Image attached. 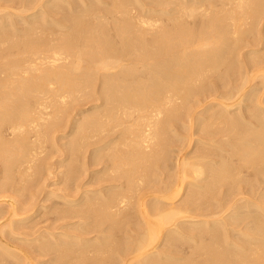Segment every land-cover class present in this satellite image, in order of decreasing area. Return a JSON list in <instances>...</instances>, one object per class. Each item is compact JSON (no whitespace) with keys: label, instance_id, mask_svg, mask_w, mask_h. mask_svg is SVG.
Segmentation results:
<instances>
[{"label":"bare ground","instance_id":"obj_1","mask_svg":"<svg viewBox=\"0 0 264 264\" xmlns=\"http://www.w3.org/2000/svg\"><path fill=\"white\" fill-rule=\"evenodd\" d=\"M59 1L0 0L1 189H34L48 164L40 155L63 128L81 129L67 172L72 183L99 164L90 172L105 180L96 179L103 184L96 190L77 180L62 193L38 189L0 207V264H41L36 252L59 262L64 251L77 254L67 264H180L175 240L186 237L191 253L177 252L193 257L181 264H264V66L244 63L241 46L248 25L263 19L264 0H150L156 9L146 0H113L115 9L132 4L136 12L111 18L109 27L104 12H92L103 0H69L67 9ZM57 14L61 35L49 28ZM18 18L28 27L39 20L25 36ZM234 120L220 142L215 126ZM180 129L186 147L201 144L199 154L171 166L167 150L177 141L168 133ZM225 146L237 153L224 159ZM41 211L50 220L77 217L68 228L80 234L60 233L52 220L43 230L27 228ZM91 232L96 240L84 236ZM71 238L77 245L63 246ZM171 240L175 251L162 252Z\"/></svg>","mask_w":264,"mask_h":264},{"label":"rangeland","instance_id":"obj_2","mask_svg":"<svg viewBox=\"0 0 264 264\" xmlns=\"http://www.w3.org/2000/svg\"><path fill=\"white\" fill-rule=\"evenodd\" d=\"M71 2V1H69V0H64V3H63V1H59V2H61L60 4H64L63 6H62V8H60V9H64L65 7V9H67V7H69V8H73L74 6H71L70 7V5L69 6H67V4H68V2ZM104 1V3H106L105 5H103L104 3L103 2H97L98 4H95L94 6H96L93 10H92V12H95V10H96V13H97V11L98 10H100V14L101 13H103V14H101V20L102 19H105V21L104 20H102L103 22L102 23H104V24H107V26L108 25H110L111 26V22H112V20H111V18L113 19V21L115 20L114 18H115V16H121V15H123V14H126L127 16H129L131 13L130 12H132V13H135L136 12V7L134 6V5H129V6H127V7H125V8H121V10L119 11L118 10V8H116L117 9V11H116V13L114 12L116 9L114 8V1L113 0H103ZM126 1V0H125ZM145 0H142V2H144ZM87 2H90V0H87ZM150 3V0H146L145 2H144V4H146L147 5V3ZM18 3H19V1H18ZM18 3H16V7H20L19 6V4ZM103 3V4H102ZM149 3H148V7L147 6H145L146 8H149V7H156V6H152V4H151V6H149ZM11 4V3H10ZM13 4V3H12ZM109 4V5H108ZM113 4V5H112ZM104 6H105V8H104ZM112 8V10L113 9H115L114 11H112L111 10V8ZM64 7V8H63ZM132 7V8H131ZM100 8V9H99ZM107 8V10L105 11L104 9H106ZM126 8H128V10L129 11H127L126 10ZM160 9V8H163V7H161V6H157V9ZM131 9V10H130ZM156 9V8H155ZM158 9V10H159ZM31 10V9H30ZM30 10H28V11H30ZM102 10V11H101ZM114 13H111V11ZM128 12H126V11ZM25 12V13H29V12ZM32 11V10H31ZM34 11V10H33ZM110 11V12H109ZM134 11V12H133ZM91 12V13H92ZM30 13H33V12H30ZM99 14V13H98ZM99 14V15H100ZM105 14V16H107L106 18L103 16ZM110 14H112V15H110ZM116 14V15H115ZM126 15H123V16H126ZM102 16H103V18H102ZM109 16H112V17H110L109 18ZM114 16V17H113ZM197 16H200V15H197ZM196 16V20L197 21H199L198 20V17ZM54 17H56V18H54L55 19V22H53L50 26H49V28L52 30H54V33L59 29V19H60V16L57 14V15H54ZM59 18V19H58ZM163 18H164V20H166V16L164 15L163 16ZM201 17H199V19H200ZM205 18H207L206 16H205ZM217 18V17H216ZM58 19V20H57ZM4 21H6L7 19H3ZM24 21V19H20V18H18L17 19V22L18 23H22L21 25L22 26H24L23 28H25V27H27L28 29H24L25 30V36H27V34H29V30H32L33 31V29H31V28H33L35 25H36V23H37V21L39 20V18H38V20L37 19H32V20H30L29 19V21H30V26L31 27H28L25 23V21H24V23L23 22H21V21ZM37 20V21H36ZM109 21H110V24H108L109 23ZM167 21V20H166ZM165 21V22H166ZM1 23H2V21H1ZM58 23V24H57ZM63 23V22H62ZM113 23V26H115V24H114V22H112ZM260 23V24H259ZM258 24H256V26H250L249 27V25H248V28L252 31L251 33H249L247 36L248 37H246V38H244L243 37V39L242 40H247V41H250V43L251 42H256V43H252V44H249V42H247L246 41V43L245 44H249L250 45V47H248V46H246V45H244V43L243 42H245V40L244 41H242L241 43V46H242V52L245 54H242L244 57H246V59L245 58H242V60H243V62L244 63H247V64H249L250 66L251 65H256V67L258 68V67H263L264 66V37H263V35H264V17H263V19L261 20V22H259ZM192 25V24H191ZM190 25V26H191ZM258 25V26H257ZM33 26V27H32ZM109 27V26H108ZM247 27V26H246ZM258 27V28H257ZM30 28V29H29ZM255 28V30H253ZM257 29L259 30V34H258V32H257ZM32 31L30 32V33H32ZM60 31V32H59ZM256 31V32H255ZM263 34H262V33ZM62 33H64V31H61V30H58L55 34H59V35H61ZM254 34H255V36H254ZM257 34H258V36H257ZM31 35V34H30ZM251 35H253L252 36V38L250 37ZM260 35V36H259ZM2 35H0V37H1ZM249 37H250V39H249ZM257 37H258V39H257ZM261 37H263V39L261 38ZM3 37H1L0 38V41H1V39H2ZM255 38V39H254ZM253 39V40H252ZM3 40V39H2ZM261 40H263V41H261ZM4 41V40H3ZM227 41H229L228 39H227ZM263 42V43H262ZM1 43H3V42H1ZM258 43V44H257ZM244 45V46H243ZM256 50V51H251L252 53H251V56H250V50ZM261 50V51H260ZM249 51V52H248ZM246 52V53H245ZM255 55V56H254ZM263 56V57H262ZM259 58V60H257V61H260V62H258L257 63V61H256V59H258ZM260 58H261V60H260ZM247 60H249L250 62H252L251 64H250V62L249 61H247ZM247 61V62H246ZM263 61V62H262ZM258 64H259V66H258ZM254 66H252V67H254ZM259 81V80H258ZM92 103H93V101H89L88 102V104L86 103V105H80V107H78V108H85L86 110H87V108H89L91 105H92ZM86 113V118H84L83 120H82V123L83 122H85L86 120H87V117L90 115V112L89 111H87V112H85ZM85 113H84V115H85ZM76 114H74V118L75 117H77V115L75 116ZM72 117V118H73ZM238 121H236V120H234L233 121V123H231V125H217V126H215V128L214 129H216L217 130V136L216 137H218L219 138V141L221 142L223 139L226 141L227 140V136H228V138H229V133L228 134H225V132L223 131V130H225V129H227V128H229V127H234V126H236V123H237ZM213 128V127H212ZM186 129V128H185ZM185 129H180V130H178L179 131V133H177L178 131H176L175 132V130L174 131H171L170 133H168L169 135L168 136H172L174 139H175V141H177V142H181L182 143V147H181V143L179 142V145H180V147H179V145L177 144V142H174L173 141V139L172 138H170V141H172V142H174L173 144L170 142V144H169V148H168V150H167V152L170 150L171 152H168L169 153V157H170V160H172V161H169L168 160V163H170L171 164V166L173 165L172 164V162H175L176 160L175 159H177V157L178 158H182V157H184V155H185V157H189V155L190 156H193V155H195V154H199L198 153V151L196 152V150H198L199 148V145H201V144H198L197 145V143L196 144H194L195 142L194 141H192V143H191V147L189 146V147H186L187 145V140H185V139H187V138H182L183 137V135H185V136H188V135H186V133H187V131H185ZM67 130V131H66ZM69 130V131H68ZM79 130H81L80 128H78L76 131L78 132ZM76 131H74L75 133L74 134H71V131H70V129L68 128V129H65V128H63V130H59L58 132H56L55 134H54V136H55V142L56 143H54V145H53V142H50V144L48 143L47 144V147H48V149L45 151V152H43L41 155H40V158H45L46 160L45 161H47V165L45 164L44 166H46V168L44 167V169H42V171H41V173H40V177L38 178V181H36L37 183H34V189H32V190H28V189H25V190H21V191H19V192H17L18 194H19V196H17L18 194L17 193H15L16 191H4V190H2L1 189V185H2V181L0 182V207H8L9 205L8 204H10V203H12V202H16L17 201V197H18V199H20L21 198V196H22V200L23 201H28V200H30V195L31 194H33V192L35 193V191H37L38 189H40L41 191H43V192H46V190L48 191V190H50V191H52V190H56L58 193H62L63 192V189L66 187V186H70V185H73L74 184V182H75V180H77L76 178H75V180H74V182L72 183V181H71V179L70 178H68V174H67V172H69V169H71L70 167H72L71 166V160L73 159L74 160V157L72 158V156H73V153H72V148H75V138H76ZM181 131H182V133H184V131H185V133L184 134H182L181 133ZM173 132V133H172ZM197 132V131H196ZM195 132V137H199L200 135H199V133L197 132L196 133ZM219 132V133H218ZM172 133V134H171ZM71 134V135H70ZM225 134V135H224ZM176 137H175V136ZM197 135V136H196ZM71 138H70V137ZM73 136V137H72ZM182 136V137H181ZM184 136V137H185ZM58 137V138H57ZM97 137V136H96ZM57 138V139H56ZM63 138V139H62ZM65 139V140H64ZM182 139H183V142H182ZM223 140V141H224ZM71 142H72V144H71ZM74 142V143H73ZM186 142V144H184ZM58 143V144H57ZM67 144H68V148H67ZM172 144V145H171ZM177 144V145H176ZM193 144V145H192ZM185 145V146H184ZM174 148H173V147ZM196 146V147H195ZM62 147V148H61ZM70 147H71V149H70ZM94 147V145H89L88 146V148L89 149H94L93 148ZM183 147H184V149H183ZM67 148V152L65 151V149ZM180 149V150H178V149ZM181 148H182V150H181ZM230 148V147H229ZM171 149H173V150H171ZM224 149H227V153H225V154H227V156L225 155V157H224V159H228V158H230L231 156H229V154H234L235 155V153H237V151H234L233 153H232V149L230 150V149H228L227 148V146H225L224 147ZM64 150V151H63ZM179 151V152H178ZM188 151V152H187ZM231 152V153H230ZM67 153V154H66ZM88 155L89 154H91V153H89V151H88V153H87ZM189 154V155H188ZM42 155H43V157H42ZM48 155V156H47ZM53 155V156H52ZM57 155V156H56ZM70 155V156H69ZM173 155V156H172ZM177 155V156H176ZM45 156V157H44ZM59 156V157H58ZM71 157V158H70ZM172 157V158H171ZM174 157V158H173ZM228 157V158H227ZM65 159L64 160V163L63 162H60L61 161V159ZM48 159V160H47ZM72 160V165H73V161ZM167 163V164H168ZM59 164H62L61 166H59ZM64 164V165H63ZM49 166V167H48ZM95 166V165H94ZM48 167V168H47ZM59 167V168H58ZM93 167V166H92ZM91 167V169H89V172H88V174H87V171H82L80 174H78V179L79 180H77V182H80V183H85V185H84V187H86L87 189H95L96 190V188L97 189H99V187L101 188V187H103V184H100V186H99V184H98V181L96 180V179H98L99 180V178H100V180H102V182H104V174L102 173V172H99V174L97 173V174H95V173H93V172H90V170L91 171H94V170H97V169H100V167H102V165H100L99 164V166L98 165H96L95 167H93L92 168ZM209 169H207V171H208ZM59 173H61L60 175H59ZM63 173V174H62ZM44 174V175H43ZM87 174V175H86ZM156 174V173H155ZM158 175H156L157 177L159 176V173H157ZM3 174L2 173H0V177L2 176ZM62 175V176H61ZM66 175V176H65ZM42 176H43V178H42ZM162 176V177H161ZM165 177V175L164 174H162V175H160V178L161 179H163L164 177ZM77 177V176H76ZM103 177V178H102ZM156 177V178H157ZM69 180H68V179ZM102 178V179H101ZM157 179H159V178H157ZM40 180V181H39ZM96 181H97V183H96ZM44 183V184H43ZM72 183V184H71ZM38 184H40V185H38ZM62 184V185H61ZM68 184V185H67ZM48 185V186H47ZM93 185H94V187H93ZM96 185V186H95ZM102 185V186H101ZM41 186V187H40ZM37 187V189L35 190V188ZM40 187V188H39ZM62 187V188H61ZM145 188V187H144ZM1 190H2V192H1ZM40 190L39 191H37L36 193L38 194L39 192H40ZM31 191H33L31 194L29 193V192H31ZM3 192H4V194H3ZM3 194V195H2ZM13 195L12 196V198H11V196L10 195ZM25 194H28V195H25ZM16 197H15V196ZM8 197V198H7ZM15 197V198H14ZM11 198V199H10ZM8 199V200H7ZM10 201V202H9ZM51 201L52 202H50V200L49 201H47L46 202V204L47 205H49V204H52L54 201H55V198H52L51 199ZM2 202H3V204H2ZM8 205V206H6V205ZM2 205V206H1ZM5 205V206H4ZM38 216V217H37ZM46 216H47V218H46ZM43 217H45V218H43ZM35 220H34V219ZM50 218H51V216H49V215H47V214H45V212H43V211H41V212H39L37 215H35L34 217H32L31 218V220H29V221H27V222H29V224L28 223H26L25 225H26V227L28 226V227H30L31 226V228L32 229H34V230H37L38 229V227H40V228H42V230L43 229H45V227H50V226H52L53 224L51 223L52 221H53V223H54V226L55 225H57V226H60V228L57 230V231H60V233H66V232H69V234H80L79 233V231H76V233L74 232L76 229V227H71V226H69V228H68V224H71V223H74V222H78L79 221V219L76 217V218H73V219H67V218H65L64 220H62L63 218H61V219H59V220H56L54 217H53V215H52V218L54 219H51L50 220ZM46 219H48V220H46ZM43 220V221H42ZM44 220H45V222H44ZM67 220V221H66ZM72 220V221H71ZM3 222V219H0V222ZM38 221H40L39 223H38ZM49 221H50V223H49ZM64 221V222H63ZM71 222V223H70ZM28 224V225H27ZM44 224H46L45 226H44ZM50 224V226H48ZM52 224V225H51ZM64 225H65V227H64ZM44 226V227H43ZM76 226V225H75ZM199 226L201 227H203V225H197V229L199 230V229H201V228H199ZM25 227V228H26ZM27 227V228H28ZM131 226H126V234H127V236H128V229L130 228ZM205 227H206V225H205ZM205 227H203L202 229H204ZM26 228V231H29L28 229ZM31 228H30V230H31ZM196 229V230H197ZM201 229V230H202ZM70 230V231H69ZM73 230V231H72ZM31 231H33V230H31ZM30 231V232H31ZM194 231V232H193ZM196 231H195V229L194 230H192V233L190 234V236H193V235H195V234H193V233H195ZM131 234V233H130ZM193 234V235H192ZM197 234H199V232L197 231V233H196V235ZM205 235V234H204ZM85 237H87V238H91V240L93 241V240H96L97 238H96V236H97V233H95V232H91V233H87L86 235H84ZM130 236V235H129ZM93 238V239H92ZM128 238V237H127ZM127 238H126V240H127ZM198 238V237H197ZM196 237H195V239H196V241L199 239H197ZM188 239V237H186V238H184V239H182L181 240V238H177V240H175V241H178L179 243V246L180 247H177L176 245H177V242H176V245H174V241L173 240H171V243H172V246H173V248H174V250H173V248L171 247V249L170 248H168L167 246V248L165 249V248H161V245H162V247H164V245H163V243H161V245L159 246L160 248L159 249H161V251L162 252H164L165 250H167L168 252H170L171 251V254L175 251V248H176V251H175V254H172V256L173 255H176V256H174V257H176V258H178V260L179 261H181L180 262V264L181 263H183V261H185V259H186V261H188V259H190L191 257H193V256H191L190 258L188 257V256H186V257H184L183 258V255L185 256V255H189V253H191V249H192V247H194L195 246V244H194V246H193V244H191L190 242H189V240H187ZM44 240H45V238H44ZM74 241V239H69V240H67V241H64V243H65V245L63 244V246H68L69 244L68 243H70V241ZM188 241V243H190V245H191V247H190V245H187L188 243H186L187 241ZM71 241V243H70V245H73V246H75V245H77V243L74 241V242H72ZM186 241V242H185ZM199 241V240H198ZM183 242V243H182ZM74 243V244H73ZM169 243V242H168ZM184 244V246L182 245V244ZM66 244H68V245H66ZM169 245V244H168ZM182 245V246H181ZM185 245H187L186 246V248H185V251L186 250H191V251H187L188 252V254H187V252H186V254H184V253H182V251L184 250L183 248L185 247ZM62 246V248H64ZM181 247H183L182 248V250L180 249ZM181 252H180V251ZM173 251V252H172ZM177 251H179L181 254H183V255H180V253L178 254V252ZM62 253V252H61ZM67 252L66 251H64V253L63 254H65L64 256L62 255V257L64 258V261H63V258L61 259L60 258V260H58L59 262H61V260H62V262L60 263V264H64L65 262H66V264L68 263V262H70L71 260H69V259H72L74 256H76L77 254L75 253V255H74V253H70V254H72V255H69V254H66ZM33 254V256L38 260V261H40L41 262V264H59V262H57V261H55L54 260V258H53V256H51L52 254H44V253H32ZM37 255L38 256H40V257H38L37 258ZM67 255V256H66ZM68 255L70 256V257H68ZM74 255V256H73ZM179 255V256H178ZM2 256H4V255H2ZM1 255H0V257H2ZM73 256V257H72ZM65 257H67V259H65ZM72 257V258H71ZM180 257V258H179ZM45 258V259H44ZM40 259V260H39ZM159 259V262H161V261H163L162 259H161V257H158L157 259H156V261ZM182 259H184V260H182ZM8 260V262H6V264H15V260H11V259H7ZM10 260V261H9ZM185 261V262H186ZM73 264H80V263H73ZM81 264H83V263H81Z\"/></svg>","mask_w":264,"mask_h":264}]
</instances>
